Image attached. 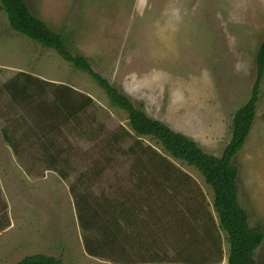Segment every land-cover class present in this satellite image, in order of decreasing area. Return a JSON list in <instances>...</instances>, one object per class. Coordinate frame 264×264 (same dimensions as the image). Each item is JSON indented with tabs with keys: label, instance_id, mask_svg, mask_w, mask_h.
<instances>
[{
	"label": "rangeland",
	"instance_id": "obj_1",
	"mask_svg": "<svg viewBox=\"0 0 264 264\" xmlns=\"http://www.w3.org/2000/svg\"><path fill=\"white\" fill-rule=\"evenodd\" d=\"M25 1L147 116L208 154H222L232 116L255 81L264 0ZM20 72L70 87L92 105L75 120L48 127L0 98V202L9 221L0 231V264L33 254L63 264H227L226 235L201 174L151 138L134 137L127 115L87 74L14 32L0 13V85ZM260 92L232 164L238 202L249 225L264 234V77ZM133 146L136 152H127ZM137 158L139 168L154 163L169 170L160 171L164 177L158 171L132 177ZM85 243L100 255H89ZM254 260L264 264V240Z\"/></svg>",
	"mask_w": 264,
	"mask_h": 264
},
{
	"label": "trees",
	"instance_id": "obj_2",
	"mask_svg": "<svg viewBox=\"0 0 264 264\" xmlns=\"http://www.w3.org/2000/svg\"><path fill=\"white\" fill-rule=\"evenodd\" d=\"M0 13H3L10 28L17 34L39 44L45 49L52 50L68 63L74 70L87 74L108 98L110 104L127 115L128 127L137 139L149 137L158 143L164 152L175 160L195 168L211 188L212 207L218 218L219 228L225 233L229 246L227 264H255L254 252L262 244L264 234L258 227H251L248 215L238 202L237 176L238 169L232 164V159L243 148L253 124L256 106L260 99V86L264 77V40L260 44L255 57L256 76L249 99L239 107L232 116L231 136L222 154L217 157L205 152L195 141L181 134L160 120L150 118L139 106H135L130 98L120 89L110 83L102 75L95 72L89 60L81 54L73 53L69 38L60 32L49 28L41 19L34 16L25 0H0ZM70 87L47 83L25 73H17L11 79L0 85V98L6 99L9 110H23L33 113L35 120H45L49 126H56L60 120L62 125L75 120L89 106L92 100L85 95L77 94ZM7 114V119L9 120ZM6 121L7 123L9 121ZM54 121V122H53ZM9 128V127H8ZM4 137L10 140L7 130H2ZM116 142L118 140H115ZM137 147L128 149L135 153ZM45 155L46 148L42 149ZM143 153V152H142ZM145 155V154H144ZM146 156V155H145ZM140 159L130 168L132 177H149L151 172L169 170L166 166L157 169L154 163L150 170L139 168ZM170 175L166 176V180ZM161 177V178H162ZM78 218L82 221L84 201L76 200ZM9 221L3 213L0 202V231L8 227ZM83 225L89 227V221ZM91 256H99V249H90L85 243ZM16 264H63L55 257L44 254L25 256Z\"/></svg>",
	"mask_w": 264,
	"mask_h": 264
}]
</instances>
